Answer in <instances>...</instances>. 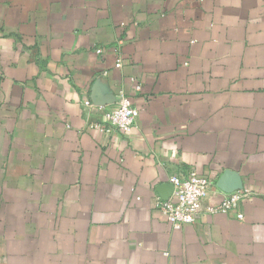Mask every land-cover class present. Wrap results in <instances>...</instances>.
Returning a JSON list of instances; mask_svg holds the SVG:
<instances>
[{"label": "crops", "instance_id": "0c3cea01", "mask_svg": "<svg viewBox=\"0 0 264 264\" xmlns=\"http://www.w3.org/2000/svg\"><path fill=\"white\" fill-rule=\"evenodd\" d=\"M191 167L254 195L174 229ZM0 264H264V0H0Z\"/></svg>", "mask_w": 264, "mask_h": 264}, {"label": "built area", "instance_id": "2783aa9c", "mask_svg": "<svg viewBox=\"0 0 264 264\" xmlns=\"http://www.w3.org/2000/svg\"><path fill=\"white\" fill-rule=\"evenodd\" d=\"M102 48H97V52L101 53ZM115 66L120 68L122 61L119 60ZM136 91L142 90V85L136 77H132ZM85 107L97 106L101 112L103 119L93 121L88 124L89 129L112 134L127 133L137 123L140 110L136 107L129 95L124 91L118 94L115 102L110 105L95 104L90 100L84 102ZM173 184V193L167 199H157V207L165 215L168 222L174 229H181L184 225L194 223L202 210L214 213H228L230 211H238L241 201L254 195V191L250 188H241L235 191L224 192L216 186L214 181L208 176L200 174L195 168H179L170 177ZM215 188L217 192L223 194V198L216 203H210L203 209V200L207 193ZM239 218H243V213L237 214Z\"/></svg>", "mask_w": 264, "mask_h": 264}]
</instances>
